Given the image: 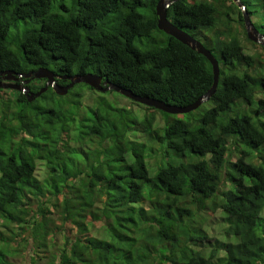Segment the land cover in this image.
Masks as SVG:
<instances>
[{
  "label": "trees",
  "instance_id": "trees-1",
  "mask_svg": "<svg viewBox=\"0 0 264 264\" xmlns=\"http://www.w3.org/2000/svg\"><path fill=\"white\" fill-rule=\"evenodd\" d=\"M242 1L264 34V0ZM157 2L0 0V70L91 71L190 105L212 86V64L158 28ZM243 12L234 0L168 7L169 19L199 36L220 64L216 92L188 113L132 100L137 108L116 106L104 93L86 105L84 87L94 90L85 83L66 95L49 87L33 101L0 93V226L10 234L0 228V264L12 263L24 225L46 245L49 207L62 214L53 225L66 237L57 264H264V46L248 39ZM245 42L258 51L246 52ZM30 81L38 91L46 80ZM31 195L36 221L24 207ZM208 209L223 211L233 239L213 243ZM11 222L25 224L15 231ZM91 226L104 232L90 234Z\"/></svg>",
  "mask_w": 264,
  "mask_h": 264
},
{
  "label": "water",
  "instance_id": "water-1",
  "mask_svg": "<svg viewBox=\"0 0 264 264\" xmlns=\"http://www.w3.org/2000/svg\"><path fill=\"white\" fill-rule=\"evenodd\" d=\"M175 1L178 0H167V1L159 0L157 2L156 13L158 16V20H157L158 28L166 32L167 34L175 37L182 43L190 46L192 49L197 50L198 53H201L204 56H206V58L212 64V68H213L214 81L212 83V86L207 90L205 94L201 95L195 102H193L190 105L187 106L172 105L155 97H151L147 95L142 96L136 94L130 89L124 88L116 83L110 82L108 79L102 82L103 77L101 75L92 72H87L85 74H75L73 76L64 75L63 78L70 79V83L64 86L56 81L55 79L56 73L45 66L38 67L36 70L22 74L25 77L33 76L34 78L46 79L45 85L42 88H40L37 92H30L28 86L21 87L18 84L7 82L6 80L17 79V77L13 75L15 74V71L13 70L0 71L1 75H4L6 73L5 77H3L5 81L0 79V87L20 90L21 92H24L26 94L29 101H33L36 97L40 96L43 92H45L49 87H52L57 94L64 95L68 92L69 88L74 86V84L83 82L90 85L92 88L102 92L108 90L119 91L122 94L130 97L131 99L137 102H140L150 107H155L157 109H160L162 111L171 114H183V113H188L194 109H197L202 103L208 101L211 98V96L216 92L220 77V65L217 58L212 54V52L209 49L205 47V45L200 40L195 38L189 32L179 28L169 20L167 16V9ZM236 1L240 6L244 8V4L241 0H236ZM244 20L247 24L248 37L252 41L264 46V34H261L256 29V27L250 20L249 14L246 11L244 12ZM26 82H29V80H27Z\"/></svg>",
  "mask_w": 264,
  "mask_h": 264
},
{
  "label": "rangeland",
  "instance_id": "rangeland-1",
  "mask_svg": "<svg viewBox=\"0 0 264 264\" xmlns=\"http://www.w3.org/2000/svg\"><path fill=\"white\" fill-rule=\"evenodd\" d=\"M242 1V0H241ZM243 2V1H242ZM238 5V2L237 4ZM257 20V24L259 27H261V22L260 19L258 18L257 15H254L253 17V21L255 22ZM262 21V20H261ZM260 32V31H259ZM262 33V32H260ZM245 46V51L248 53H254L256 51H258L257 47H255L254 45H252L249 42H245L244 44ZM85 89H87V87H84ZM110 94H106L107 97H109V99L113 102L114 105L116 106H120L122 103V101L124 103H126L127 105H133L131 104L129 101H131L130 99H128L127 97L123 96L122 94L116 92V91H109ZM4 94V99L5 98H14L15 93H7L6 91L3 92ZM98 96L97 92H93L91 90H85L84 92V97H83V102L86 105H91L93 103V100L95 97ZM3 98L0 97V103L3 101ZM2 100V101H1ZM136 108L138 106L133 105ZM11 108H14V105L11 104ZM204 107L202 106L201 108H199V110H203ZM146 111L143 109V112ZM162 122L163 118L160 114H157V122ZM156 159L159 158L158 163L161 162V158L158 156V153L156 152V154L153 155ZM154 158V159H155ZM234 159H236V155H234L233 157ZM130 161V158H129ZM150 161H153L150 159ZM38 164V175L40 176V178H43V166L42 164V160H38L37 162ZM229 184L224 185L223 188L224 190H227L229 188ZM27 204L25 206H29L30 208H32L34 211H30V213H32V220H35V210L38 207V200L34 198V196L31 195V197H28L26 199ZM53 213H50V215L53 217V220L55 222V224H60L61 218H62V214L58 213L55 209L51 208ZM209 212L205 213L206 215V221L204 223V227L206 228L208 235L210 238H213V243L216 244H222L225 241L231 240L233 239L232 237H229L226 235L225 230H224V225L223 222L221 220V218L223 217L222 213L223 211L217 210L215 213H212L210 209H208ZM211 212V213H210ZM45 216L41 215L39 216L40 220H44ZM1 222V220H0ZM23 225V224H22ZM19 224L17 222H14L12 224L11 222V227H14V230L17 231L19 228ZM50 226V230L48 232L47 235V241H46V245H38L37 241L35 242L34 239L31 237L32 236V232H34V228L32 227H27V229L24 227H22L23 232L22 237L23 238H27V245L24 246V240H22L20 236L15 237V249H13V257H8V260H11V264H52L53 262L56 263L58 262V258H59V254L61 252V250L64 247V242H65V236L63 234L62 231H59L55 228V225H53L52 223L49 225ZM67 226V225H66ZM0 228L3 231L4 235H10L8 232L6 231L5 227L0 226ZM44 227H40V230L43 231ZM69 229V228H68ZM70 230V229H69ZM92 231V232H91ZM101 232V233H100ZM104 232V229L102 228V226H91L90 227V234H94V235H101ZM18 243V245L16 246V244ZM24 246V247H23ZM33 257V258H32ZM36 258V262H33V259Z\"/></svg>",
  "mask_w": 264,
  "mask_h": 264
},
{
  "label": "clouds",
  "instance_id": "clouds-1",
  "mask_svg": "<svg viewBox=\"0 0 264 264\" xmlns=\"http://www.w3.org/2000/svg\"><path fill=\"white\" fill-rule=\"evenodd\" d=\"M159 1V0H158ZM165 1H167V0H165ZM235 2H236V4H237V1L236 0H234ZM174 3V2H173ZM243 4H244V2H243ZM238 6L242 9V10H244V12L246 11L247 13H248V11H247V8H246V5L244 4V8L242 7V6H240L239 4H238ZM170 7V6H169ZM244 12H243V18H244ZM249 14V13H248ZM249 16H250V20H251V22L254 24V21H253V17L249 14ZM169 18V17H168ZM170 20V19H169ZM171 21V20H170ZM172 22V21H171ZM245 22V21H244ZM173 23V22H172ZM174 24V23H173ZM255 26V25H254ZM180 28V27H179ZM245 28H246V32H247V24H246V22H245ZM182 29V28H181ZM257 29V28H256ZM184 30V29H183ZM258 30V29H257ZM186 31V30H185ZM259 31V30H258ZM188 32V31H187ZM191 34V33H190ZM261 34H263V33H261ZM192 35V34H191ZM194 36V35H193ZM195 37V36H194ZM247 37H248V33H247ZM195 38H197L198 40H200L201 42H202V39L198 36V37H195ZM248 39L249 40H251L249 37H248ZM178 40V39H177ZM252 41V40H251ZM181 42V41H180ZM252 42H254V41H252ZM203 43V42H202ZM256 43V42H255ZM204 44V43H203ZM259 44V43H258ZM261 45V44H260ZM206 47V46H205ZM207 48V47H206ZM208 49V48H207ZM197 51V50H196ZM211 51V50H210ZM198 52V51H197ZM212 52V51H211ZM212 54H213V52H212ZM220 65V64H219ZM0 71H5V70H0ZM13 71H15V70H13ZM30 71H33V70H30ZM29 72V71H28ZM89 72H91V71H89ZM23 73H27V72H17V71H15V74H13L14 76H16L17 77V79H11V80H6L7 82H10V83H14V84H17L16 82H17V80L19 79V78H24L25 79V81H24V83H26V84H28L29 82H30V78L31 77H25V76H23L22 74ZM87 73V72H86ZM92 73H94V72H92ZM85 74V73H84ZM95 74H98V73H95ZM5 75H6V73L4 74V75H1L0 74V79H2V80H4L3 79V77H5ZM75 75V74H74ZM98 75H100V74H98ZM63 76L64 75H62V76H59V75H57L56 74V81L59 83V84H61V85H68L69 83H70V79H67V78H63ZM67 76H69V75H67ZM73 76V75H72ZM102 76V75H101ZM33 77V76H32ZM103 77V76H102ZM42 79V78H41ZM60 79H62V80H65V82L64 83H60L58 80H60ZM107 78H103V80H102V82L104 81V80H106ZM27 80H29V82H26ZM46 80V79H45ZM66 80H68L69 82H66ZM109 80V79H108ZM5 81V80H4ZM110 81V80H109ZM111 82V81H110ZM45 83H46V81H45ZM80 83H83V82H80ZM114 83V82H113ZM76 84H78V83H76ZM76 84H74V86L76 85ZM86 84V83H85ZM117 84V83H116ZM18 85H20L21 87H25V86H28L29 87V89H30V86L29 85H21V84H18ZM88 85V84H87ZM119 85V84H118ZM74 86H72L71 88H73ZM90 86V85H89ZM121 86V85H120ZM43 87V86H42ZM41 87V88H42ZM91 87V86H90ZM123 87V86H122ZM71 88H69V90L71 89ZM92 88V87H91ZM125 88V87H124ZM0 89H1V91H0V93L4 96V94H3V92L4 91H6L7 93H10V92H13V90L14 91H18V92H21L20 90H17V89H12V88H1L0 87ZM127 89H129V88H127ZM54 90V89H53ZM69 90H68V92H69ZM86 90H89V89H86ZM93 92H97V93H104L105 95L106 94H110V92L109 91H116V90H108V91H105V92H102V91H99V90H96V89H94L93 88ZM131 90V89H130ZM55 91V90H54ZM92 91V90H91ZM30 92H37V91H32L31 89H30ZM67 92V93H68ZM116 92H118V93H120V94H122L121 92H119V91H116ZM22 93H24V92H22ZM66 93V94H67ZM135 93V92H134ZM25 94V93H24ZM66 94H64V95H66ZM137 94V93H136ZM26 95V94H25ZM60 95V94H59ZM123 96H125V97H127L128 99H130V100H132L133 102H135V103H138V104H140V105H145V104H142V103H140V102H137V101H135V100H133V99H131L130 97H128V96H126V95H124V94H122ZM140 95V94H139ZM142 96H144V95H142ZM109 98V97H108ZM158 99V98H157ZM131 102V101H130ZM131 104H132V102H131ZM124 105H127V104H124ZM136 106H138L137 104H135ZM127 106H131V105H127ZM145 106H147V105H145ZM155 108V107H154ZM157 109V108H156ZM160 110V109H159ZM227 184H229L230 185V183L227 181L224 185H227ZM24 207H26L25 205H24ZM57 212H58V209H55ZM36 213V216H37V212H35ZM50 213H53L52 212V210H51V208L49 207V211H48V214H47V217L46 218H49L50 220L53 218L51 215H50ZM32 218H33V216H32ZM54 224V220H52V221H49V225L50 224ZM22 224H25L24 222L23 223H21L20 225H22ZM49 230H50V226H47L46 227V230H45V232L46 233H48L49 232ZM59 256H60V254H59ZM33 258V257H32ZM37 260H36V258H34L33 259V262H36ZM58 262H59V258H58ZM58 262H56L55 264H57ZM35 264V263H34Z\"/></svg>",
  "mask_w": 264,
  "mask_h": 264
},
{
  "label": "flooded vegetation",
  "instance_id": "flooded-vegetation-1",
  "mask_svg": "<svg viewBox=\"0 0 264 264\" xmlns=\"http://www.w3.org/2000/svg\"><path fill=\"white\" fill-rule=\"evenodd\" d=\"M24 81H25V79L24 78H19L18 80H17V84H21V85H29L30 84V82L28 83V84H26V83H24Z\"/></svg>",
  "mask_w": 264,
  "mask_h": 264
}]
</instances>
